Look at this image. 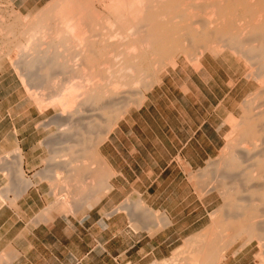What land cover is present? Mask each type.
I'll return each mask as SVG.
<instances>
[{"label":"bare ground","instance_id":"6f19581e","mask_svg":"<svg viewBox=\"0 0 264 264\" xmlns=\"http://www.w3.org/2000/svg\"><path fill=\"white\" fill-rule=\"evenodd\" d=\"M38 12L0 18V80L12 71L23 92L17 114L34 112L27 124L43 135L28 153L16 147L0 156V208L18 199L28 204L29 189L45 182L50 199L26 222L50 225L57 213L87 212L108 197L119 175L106 153L112 134L148 107L154 92L167 90L172 76L201 75L210 56L255 86L239 102L237 117L228 101L230 79L226 96L211 104L224 145L205 168L187 170L202 204L214 192L222 203L209 212L206 227L172 252V261L150 264H231L242 256L264 264V0H52ZM29 161L36 181L25 175ZM99 213L124 220L129 234L151 238L174 223L141 199ZM15 257L0 252V264Z\"/></svg>","mask_w":264,"mask_h":264},{"label":"rangeland","instance_id":"374dc122","mask_svg":"<svg viewBox=\"0 0 264 264\" xmlns=\"http://www.w3.org/2000/svg\"><path fill=\"white\" fill-rule=\"evenodd\" d=\"M95 7L101 8L98 4ZM38 11L28 15L35 16ZM28 15L16 11L9 0H0V18L13 21ZM205 61L206 71L201 75L189 73L187 70L189 74L186 72L175 75L177 78L172 76L176 81L169 80L167 90L154 92L149 106L133 113L135 121L122 123L111 136L113 145L106 149L113 167L118 173L121 171L120 176L115 179L118 186L116 199L122 200L127 196L132 201L141 199L156 209L168 207L174 210L171 213L174 218L172 226L160 231L153 238L147 233L138 237L120 234L123 229L110 230L108 223L121 220L123 226L124 220H102L100 209L109 207L105 198L85 216L81 210L74 215L66 213L68 224L61 221L49 232L38 229L36 235L39 239L36 238L33 242L37 250L33 252L28 250V245L23 240V223L19 230L5 224V228L0 229V233H3L0 252L12 251L15 255L26 253L27 261L24 264H150L156 259L172 261V252L180 250L189 235L206 227L210 222L209 212L222 203L217 192L205 198L204 204L196 198L183 160L192 159L191 170L195 171L205 168L210 158L217 157L216 154L224 142V132L213 129L220 118L214 115L211 104L215 105L226 96L231 89L229 86L232 85L230 79L235 80V86L228 101L235 105L237 117L239 102L247 91L255 87L245 84L240 78L235 79V68L231 67L228 71L219 64V60L210 56ZM185 85L190 86V93L196 94V97L190 93L187 96L184 94ZM22 99L23 92L17 78L11 70H5L0 80V156L8 155L16 147L15 134L19 138L18 147L24 153H28L30 147L43 136L32 124H27L28 119L36 117L34 112L28 113L26 119L20 116L24 106ZM187 141L191 146L189 149H182L179 155L181 163L176 158L177 151ZM31 163H25V175L36 181L32 176L37 169L29 168ZM48 190L45 182H41L37 188L29 189L34 197L32 195V209L28 210V214L37 210L34 215L44 211V205L50 199L45 196ZM2 224L0 220V225ZM100 245H105L106 249L100 248ZM126 249L128 253L125 258L121 255ZM254 252L255 248L250 250V255ZM252 261L249 257L242 256L231 264H254Z\"/></svg>","mask_w":264,"mask_h":264},{"label":"crops","instance_id":"0c3cea01","mask_svg":"<svg viewBox=\"0 0 264 264\" xmlns=\"http://www.w3.org/2000/svg\"><path fill=\"white\" fill-rule=\"evenodd\" d=\"M10 1V3L12 4V6H13V8L16 10V11H18L19 13H21V14H26V15H28V14H32V13H35L36 11H38L39 9H41L42 7H44L46 4H48L50 1H52V0H9ZM215 130V129H214ZM216 131V130H215ZM216 132H218V131H216ZM219 132H222V131H219ZM14 138H15V136H14ZM15 141H16V147H18V145H19V138H18V141L16 140V139H14ZM154 144H156V142L154 143ZM190 146H191V144L187 141V142H185L184 144H183V147L181 148L180 147V149L177 151V157L176 158H178V160L180 161V159H179V155H180V153H181V151H182V149L183 148H185V149H189L190 148ZM15 146L12 148V149H14V148H16ZM181 163H182V161H180ZM192 162H193V160L192 159H187V158H184V160H183V164H184V167H185V171H186V173L188 174V176H189V178H190V180H191V182H192V178H191V175H190V173H194L195 171H192L191 170V168H192ZM187 164V165H186ZM189 167V168H188ZM116 171H118L117 169H115ZM190 172V173H188V171ZM119 173H121V171L119 170ZM4 183V179L0 176V187L2 186V184ZM41 183V182H40ZM39 183V184H40ZM39 184L36 186V187H34V188H37V187H39ZM193 186V185H192ZM47 187V186H46ZM48 188V187H47ZM118 190V186L116 185V180H114V189H113V192L108 196V197H105V198H107V203H108V206L110 207L111 205H114V204H117V203H119L120 201L122 202V201H124L126 198H128L127 196L126 197H124L122 200L120 199V200H117L116 199V195H115V193H116V191ZM193 190H194V187H193ZM49 191V190H48ZM47 191V192H48ZM35 192H37L36 190H35ZM47 192H45V196H47ZM30 193L31 192H29L28 191V193L25 195V197L24 198H26L27 196H29L30 195ZM33 193V192H32ZM195 193V192H194ZM196 195V194H195ZM105 198H103L102 200H100L98 203H96L95 205H93L90 209H88L87 210V212H86V210H83L82 211V215H86V214H88V213H90L91 211H93V209L95 208V207H97V206H99L101 203H102V201L105 199ZM155 198V200H157V197H154ZM197 198V197H196ZM129 199V198H128ZM130 200V199H129ZM143 201V200H142ZM144 202V201H143ZM27 203V202H26ZM153 203H154V199H153ZM147 204V203H146ZM25 205V206H24ZM23 205V203L21 202V200L20 199H18L16 202H15V205L13 206V207H8V206H6V207H4V208H0V220H2V225H0V229H2V228H5V224L10 228V227H17L18 228V230L20 229V227H21V223H23V229H24V231H25V235H23V240L24 241H26V243H27V245H28V250L29 251H31V252H33V250H37L36 249V247H35V245H34V240L36 239V238H38L37 237V235H36V231L39 229V230H42V231H44V232H46V231H51L52 229H54L58 224H59V222H66V224H68L69 223V221L66 219V217H68V215H66L65 213H59V215H58V213L57 214H55V218H54V221L50 224V225H45V224H40V225H38V226H28L27 225V222H26V219L30 216V215H34V213H37V211L36 212H32V214H28L29 212H28V210H31L32 209V197H31V200H29V202H28V204H24ZM148 206L150 205V204H147ZM16 207V208H15ZM17 207H18V210H17ZM109 207H107V208H109ZM150 207H152L153 209H155V210H158L159 209V211H164L165 213H167L168 215H171V213H174V210H172V209H168V207H166V209H160V208H154L152 205H150ZM16 209V210H15ZM101 210V209H100ZM31 213V212H30ZM23 220V221H22ZM102 220L105 222V221H109V220H106V219H103L102 218ZM109 224V229L111 230V229H123V232L121 231L120 233L122 234V235H131V236H138V237H141L142 236V234H144V233H142V234H129L126 230H125V228L127 227V225L124 223V225L122 226V222L120 221V222H116V221H114V222H110V223H108ZM99 224H98V226H97V228H99ZM93 229V228H92ZM125 230V231H124ZM160 231H162V229L161 230H159L158 231V233L160 232ZM125 232H127V233H125ZM157 233V234H158ZM2 235L1 236H3V233H1ZM116 236V235H115ZM156 236V235H155ZM154 236V237H155ZM21 236H20V234H19V238H20ZM39 239V238H38ZM115 239H116V237H115ZM111 241H112V239L110 240V243H111ZM100 248H102V249H106V246L105 245H100ZM127 253H128V249H126L125 250V252L121 255V256H124L125 258H126V255H127ZM125 254V255H124ZM26 253H23V254H21V252L20 253H18V254H16V257L12 260V262H11V264H24V261L26 260ZM27 261V260H26ZM10 264V263H9ZM30 264H33L32 262H30Z\"/></svg>","mask_w":264,"mask_h":264}]
</instances>
